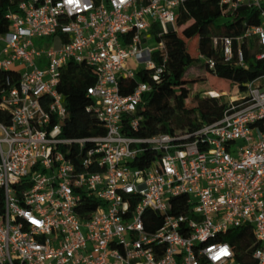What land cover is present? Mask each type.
<instances>
[{
  "label": "built area",
  "instance_id": "obj_1",
  "mask_svg": "<svg viewBox=\"0 0 264 264\" xmlns=\"http://www.w3.org/2000/svg\"><path fill=\"white\" fill-rule=\"evenodd\" d=\"M184 1L22 0L5 12L0 264H246L237 258L240 245L248 264H264V74L243 93L208 91L224 108L193 131L144 138L122 131L125 119L137 128L136 108L150 85L122 95L119 78L134 77L129 59L155 68L151 54L165 44L147 45L144 32L154 23L159 35L173 30ZM219 2L258 13L259 23L235 38V51L231 37L212 40L224 63L247 66L242 43L264 48V0ZM254 57L264 60V50ZM70 62L96 74L87 96L103 134L62 135L67 108L59 86ZM143 145L156 156L132 166ZM227 234L235 241L223 240Z\"/></svg>",
  "mask_w": 264,
  "mask_h": 264
},
{
  "label": "trees",
  "instance_id": "obj_2",
  "mask_svg": "<svg viewBox=\"0 0 264 264\" xmlns=\"http://www.w3.org/2000/svg\"><path fill=\"white\" fill-rule=\"evenodd\" d=\"M22 0H0V33L7 29V20L4 15L9 9L15 10ZM259 23L256 9L240 7L235 11L222 6L219 0H185L177 9L175 28L159 35L158 24H152L150 33L156 41H163L165 50H155L151 59L155 63L154 69L142 68L134 77L121 76L119 78V92L128 95L136 86L145 82L150 90L143 93L138 104L135 116L138 118L137 128H133L128 119L122 131L125 135L134 138H144L157 134L176 135L180 131H193L204 123L217 119L223 108V98L191 94L193 85L199 80L190 78L188 74L194 68H203L205 74L212 78V85L234 88V93L226 89L212 90L226 92L228 95L243 93L247 82L264 74V60H258L254 53L262 51L254 39L242 43L244 60L247 66L235 63H224L220 46L213 45L216 36H228L233 39V48L238 43L236 37L244 33L249 25ZM196 44L197 55L189 51V42ZM208 59H212L214 66L210 67ZM156 68L160 71L156 73ZM9 74L0 70V78ZM157 75V79L153 76ZM96 74L92 67L85 63L70 62L63 69L59 89L63 94V101L67 108V116L62 123L64 137H89L104 133V128L93 113V101L87 96V87L94 84ZM191 99V101H189ZM0 109V119L3 117ZM8 118V115L4 117ZM144 151L131 162L132 166L142 167L156 156V152L143 145ZM184 199L183 196L172 198L173 201ZM96 203L90 201L87 209H93ZM155 215L150 211L145 216ZM156 217V215H155ZM239 235H246L245 229H235ZM235 236L225 235L223 240L230 243ZM238 247L237 258L248 264L247 256L241 253Z\"/></svg>",
  "mask_w": 264,
  "mask_h": 264
},
{
  "label": "rangeland",
  "instance_id": "obj_3",
  "mask_svg": "<svg viewBox=\"0 0 264 264\" xmlns=\"http://www.w3.org/2000/svg\"><path fill=\"white\" fill-rule=\"evenodd\" d=\"M150 29L146 32H144L145 38H146V44L154 47L156 45V39L154 38V35L149 32ZM34 43L38 46H46V45H51L52 44V39L51 38H34ZM192 40L189 42V51L193 55H197V46L195 44H192ZM128 65L131 67L133 66V72L136 73L138 70L144 68V64L142 62H135L132 59L128 60ZM188 77L190 78H197L199 79L192 88L191 94L199 93L201 96H208V91L212 90V88L215 89H226L229 93H234V88H226V87H219V86H213L212 85V78L205 74V70L203 68H194L193 70L190 71L188 74ZM225 100V99H224ZM191 101V99H189ZM223 101V99H222Z\"/></svg>",
  "mask_w": 264,
  "mask_h": 264
}]
</instances>
